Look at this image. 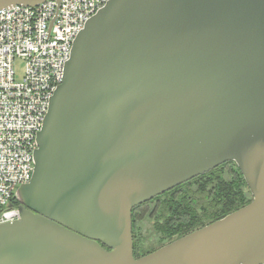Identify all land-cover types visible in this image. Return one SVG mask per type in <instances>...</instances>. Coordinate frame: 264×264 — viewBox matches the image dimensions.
<instances>
[{
    "label": "water",
    "instance_id": "1",
    "mask_svg": "<svg viewBox=\"0 0 264 264\" xmlns=\"http://www.w3.org/2000/svg\"><path fill=\"white\" fill-rule=\"evenodd\" d=\"M36 140L0 264H264V0H108ZM227 161L251 201L135 257L132 209Z\"/></svg>",
    "mask_w": 264,
    "mask_h": 264
},
{
    "label": "built area",
    "instance_id": "2",
    "mask_svg": "<svg viewBox=\"0 0 264 264\" xmlns=\"http://www.w3.org/2000/svg\"><path fill=\"white\" fill-rule=\"evenodd\" d=\"M108 0H44L0 9V223L20 218L18 189L77 34ZM23 62L15 78L14 61Z\"/></svg>",
    "mask_w": 264,
    "mask_h": 264
},
{
    "label": "trees",
    "instance_id": "3",
    "mask_svg": "<svg viewBox=\"0 0 264 264\" xmlns=\"http://www.w3.org/2000/svg\"><path fill=\"white\" fill-rule=\"evenodd\" d=\"M246 181L234 161L178 185L132 209L134 256L140 257L202 227L251 201ZM154 206H150L151 203ZM20 201H17L19 204ZM158 236L152 247L140 232L138 221L146 216ZM148 240V239H147ZM156 242V243H155ZM157 245V247L154 246Z\"/></svg>",
    "mask_w": 264,
    "mask_h": 264
},
{
    "label": "rangeland",
    "instance_id": "4",
    "mask_svg": "<svg viewBox=\"0 0 264 264\" xmlns=\"http://www.w3.org/2000/svg\"><path fill=\"white\" fill-rule=\"evenodd\" d=\"M14 71H15V78L16 80H19L21 78V76L23 75V69H24V65L22 60L20 59H16L14 61ZM18 189V187H17ZM155 203H151L150 206H154ZM138 227L140 229V232L144 235L147 236L146 238V244L148 245V247H152L153 243L155 241V239L157 238V234L153 232L152 230V220L151 218L147 215L144 219H142L141 221H138ZM148 239V240H147ZM156 243V242H155ZM155 247H157V245L154 244Z\"/></svg>",
    "mask_w": 264,
    "mask_h": 264
}]
</instances>
